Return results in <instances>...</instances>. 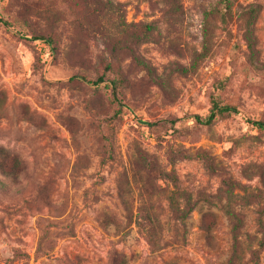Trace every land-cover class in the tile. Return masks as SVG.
<instances>
[{"label": "rangeland", "instance_id": "1", "mask_svg": "<svg viewBox=\"0 0 264 264\" xmlns=\"http://www.w3.org/2000/svg\"><path fill=\"white\" fill-rule=\"evenodd\" d=\"M245 9L257 10L253 56ZM223 11L0 0V264H226L228 210L243 222L239 264L252 251L264 264V129L252 124L264 123V0ZM213 101L237 113L197 122Z\"/></svg>", "mask_w": 264, "mask_h": 264}, {"label": "trees", "instance_id": "2", "mask_svg": "<svg viewBox=\"0 0 264 264\" xmlns=\"http://www.w3.org/2000/svg\"><path fill=\"white\" fill-rule=\"evenodd\" d=\"M223 2V9L224 11L221 13L220 17H221V21L224 22V17L227 16V13L230 12L231 10V0H222ZM256 14H257V10L256 9H245L242 11V13L239 14L240 16V20H242L243 24L240 25V27L243 29V39H244V43L246 46V49L248 50V52L250 53L251 56H253L252 54H254L255 50H256V37L254 34V29H253V25L255 22V18H256ZM207 13L204 14V18L206 17ZM205 27V26H204ZM137 28H139L136 32V34H133L134 38L139 41L140 43L143 42L146 38H147V32L143 31L142 29H140V26H138ZM146 29H150L149 26L145 27ZM204 37H206V34L204 32ZM44 39L46 41V43L48 45L51 44V41L49 39H45L44 37H34V39ZM51 46V45H50ZM51 49H53L51 47ZM130 51H132V49H129ZM202 56V55H200ZM69 79H77L79 81L84 82L85 84H87L88 86L92 87V88H98L100 86H105V87H110L112 89L113 92L116 91V82L114 80H107L104 79L102 76L98 77L95 80H90V79H86L84 76L82 75H74L72 77H70ZM213 105L210 109L209 114L205 117L202 118L199 115H194V119L199 122V123H204V124H210L213 119L215 118L216 115H223V114H231V113H237V109L235 106L232 105H228V104H220L217 101H213L212 102ZM252 124L257 126L258 128L264 129V123L261 121H252ZM226 214L228 216V219L231 222V227H232V237H233V244H232V254L231 257L229 258L228 262L226 264H239L240 261L242 260L241 258V243H240V230L243 227V222L242 219L240 218L239 215H237L235 212L233 211H226ZM264 212L262 211L260 215H263ZM251 260L254 264H258L257 262V252L256 251H252L251 253ZM71 264V263H70Z\"/></svg>", "mask_w": 264, "mask_h": 264}]
</instances>
